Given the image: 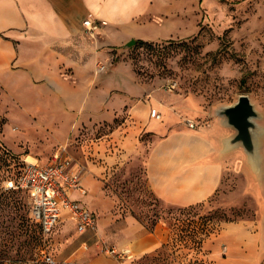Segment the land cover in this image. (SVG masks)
Instances as JSON below:
<instances>
[{"label":"crops","instance_id":"crops-1","mask_svg":"<svg viewBox=\"0 0 264 264\" xmlns=\"http://www.w3.org/2000/svg\"><path fill=\"white\" fill-rule=\"evenodd\" d=\"M183 2L0 0V84L9 94L25 96L28 101L31 95L21 94L36 91L39 100L30 102L36 112L28 111L21 101L30 121L27 125L34 130L49 129L56 141H62L72 124L78 129L92 128L118 120L90 148L81 146L85 158L90 157L86 163L68 152L74 166L83 168L82 184L87 190L85 195L74 191L72 197L90 210L100 191L95 174L125 160L143 156L151 191L168 205L188 207L213 197L225 170L238 157V146L228 144L234 133L224 118L201 128L190 127L182 119L189 110L183 99L167 98L154 85L139 83L132 73L120 74L108 65L106 71L96 72L98 62L108 64L111 51L132 40L159 41L193 34L197 28L195 24L189 27ZM87 16L106 21L95 38L84 32L82 21ZM152 109L160 113L159 119L150 116ZM142 133L151 139L142 140ZM36 160L46 164L50 158L45 163ZM62 222H70L75 229L67 214ZM114 225L102 226V230L132 255L133 261L124 264H135L168 238L163 225L148 230L133 216H126L123 225ZM203 247L213 264H262L264 212L256 219L220 222ZM106 255L96 256L91 263L119 264Z\"/></svg>","mask_w":264,"mask_h":264},{"label":"rangeland","instance_id":"rangeland-1","mask_svg":"<svg viewBox=\"0 0 264 264\" xmlns=\"http://www.w3.org/2000/svg\"><path fill=\"white\" fill-rule=\"evenodd\" d=\"M183 1L189 27L193 29L195 24L197 28L193 34L148 41L151 46L126 45L112 50L108 64L98 62L96 70L99 64H104L103 71H106L108 65L120 74L132 73L139 83L154 85L167 98L176 95L183 99L184 106L189 109L183 114V122L188 126L194 123L196 129L223 119L218 114L221 107L232 104L241 94L248 95L257 112L253 120L255 146L252 153H246L238 144V157L232 168L225 170L215 195L188 207L168 205L151 191L143 156L95 174L100 191L89 207L97 217V236L92 233L79 235L70 222H62L44 239L29 218L27 195L20 191V206L11 209L13 213L9 212L8 216H24L23 223L19 215L11 221L12 234L20 233L13 243L37 238L35 252L42 245L55 264H92L93 258L103 256V245L119 247L105 236L102 226L114 228L115 223L123 225L126 216H133L148 230L163 225L168 231L162 247L147 252L135 264H177L181 256L173 255L170 250L176 244L187 247L191 232L206 230L208 223L256 219L264 212V0ZM168 82L176 83L173 91L165 88ZM26 94L31 95L30 101L25 96L20 99L18 95L9 94L0 84V187L4 189H10L8 183L15 180L26 161L34 162L37 158L45 163L59 145H67L76 161L86 163L90 157L85 158L87 153L82 152L81 146L87 150L118 122L116 119L115 123L79 129L72 124L65 139L56 141L49 129L34 130L27 125L30 121L25 117L21 101L28 111L36 112L30 102L36 103L39 97L36 91L21 95ZM229 131L235 132L230 127ZM140 138L148 140L151 136L142 133ZM16 246H11V253Z\"/></svg>","mask_w":264,"mask_h":264},{"label":"built area","instance_id":"built-area-1","mask_svg":"<svg viewBox=\"0 0 264 264\" xmlns=\"http://www.w3.org/2000/svg\"><path fill=\"white\" fill-rule=\"evenodd\" d=\"M105 24L106 21L95 20L91 16H87L82 21L84 32L90 38H95L100 27ZM97 70H105V65L99 64ZM175 86V82H168L165 88L173 91ZM150 116L159 119L160 113L152 109ZM189 126L194 127V123H189ZM83 171V168L74 166V161L68 154L67 145H59L51 154L48 163L26 161L17 178L8 183L9 188H19L27 195L29 217L39 226L44 239L54 231L65 214L74 222L78 233L90 232L95 236L98 235L96 214L80 200L72 197L74 191L81 195L87 192L82 184ZM218 228L219 223H208L206 230L191 232V242L187 247L183 244L172 246L170 252L181 256L177 264H213L205 256L206 250L203 243L208 236L216 233ZM103 250L104 253L115 258L119 264L133 261L127 249L103 245ZM41 253L47 263L55 264L45 247L41 249ZM222 253H225V246L222 247Z\"/></svg>","mask_w":264,"mask_h":264},{"label":"trees","instance_id":"trees-1","mask_svg":"<svg viewBox=\"0 0 264 264\" xmlns=\"http://www.w3.org/2000/svg\"><path fill=\"white\" fill-rule=\"evenodd\" d=\"M137 44L152 45V43L148 41L134 40V43L131 44V46H135ZM22 167L18 170L15 179L19 175ZM20 191L24 193V191L19 188L4 189L0 187V225L2 226V229L0 230V264H49L41 253L42 245H39L36 252L34 250L39 243L37 238H33L28 242L24 240H17L16 243H13V239L19 237L20 233L12 234L13 232L9 230L11 221L19 215V219H21V223H23L24 216L22 214H16L11 217L8 216L10 213H13L11 209L15 206H20ZM36 226L41 234L39 226L37 224ZM14 244H17L16 250L11 253L10 249Z\"/></svg>","mask_w":264,"mask_h":264},{"label":"water","instance_id":"water-1","mask_svg":"<svg viewBox=\"0 0 264 264\" xmlns=\"http://www.w3.org/2000/svg\"><path fill=\"white\" fill-rule=\"evenodd\" d=\"M134 43L129 42L127 46ZM218 114L223 116L224 123L235 130L229 138V146L240 144L246 153H252L254 150L253 129L255 127L254 119L257 118V112L251 103L248 95L241 94L232 104L221 107Z\"/></svg>","mask_w":264,"mask_h":264}]
</instances>
